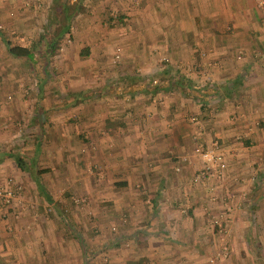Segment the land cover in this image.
I'll use <instances>...</instances> for the list:
<instances>
[{
    "label": "crops",
    "instance_id": "0c3cea01",
    "mask_svg": "<svg viewBox=\"0 0 264 264\" xmlns=\"http://www.w3.org/2000/svg\"><path fill=\"white\" fill-rule=\"evenodd\" d=\"M105 1L127 20L99 26L103 0H85L57 88L0 85V187H20L0 264H264L259 0ZM215 144L222 180L202 172Z\"/></svg>",
    "mask_w": 264,
    "mask_h": 264
},
{
    "label": "rangeland",
    "instance_id": "374dc122",
    "mask_svg": "<svg viewBox=\"0 0 264 264\" xmlns=\"http://www.w3.org/2000/svg\"><path fill=\"white\" fill-rule=\"evenodd\" d=\"M52 2H53L52 0H0V28L2 29L3 36L9 39L13 44H23V43L32 44L33 42L38 41L41 34L45 32L46 28H48L49 26L52 27L51 25ZM103 4H104V6H102L103 17L99 19L100 20L99 26L109 28L110 26H113L114 24L117 23L110 21L112 17H110V8H108L109 4L108 3L106 4L105 0H103ZM84 7L90 8L87 4L84 5ZM104 8H108V10L106 9L108 12L107 14ZM86 14L88 15V17H90L93 13L89 11L86 12ZM87 15L86 16L84 15V17L88 18ZM114 19L119 21L117 17ZM83 21L89 23V21L87 20H82V22ZM82 22L79 19H75L72 22V26L74 27V30L75 29L77 30L79 26L82 25L81 24ZM119 22H125V21L122 20ZM90 41L92 42V39H90ZM63 42H66L71 46V44L75 43L74 35L71 33L70 36L68 37L66 36L65 39L62 41V43ZM1 43L2 42L0 41V85L4 84L5 87L13 89L15 88L13 87V84H15L16 87H19L24 91V93L26 92V95H28L31 91L32 92L36 91L38 88L37 86L39 83V78H38L39 73L43 74L42 76H44L46 72H49V74L51 75L50 76L51 79L54 81V83H52L53 85L50 86L49 88L54 87L55 89L60 85L61 83L60 76L63 75L62 73L64 66L62 67L59 66V64L56 63V60L54 58H58V56H60L61 50H63L65 46L63 49H59L55 53L57 54L56 56L46 55V52H44L42 48L38 47L33 49L32 56L29 58L25 56L17 57L11 55L7 49H4ZM69 49H71V47H69ZM117 51L118 52L114 54V57H117L118 54L120 56V50L118 49ZM72 54H73V50L72 51L69 50L68 53L65 54V56L67 55L71 56ZM75 56L77 55L75 54ZM8 73L11 76L7 77ZM18 78L20 80H18ZM70 196H72L70 198V201L73 205H75V207L81 206L80 204H82V202L85 201L83 198L78 197L74 194H70ZM50 205L53 209L54 204H50ZM86 214L92 215L93 214L92 210L86 211ZM121 218L122 219H120L121 221L120 223H122V220H125L126 215L122 214ZM116 228L117 226L113 225L111 230L115 231ZM91 232H92L91 234L94 233L93 231ZM102 237L109 238L110 236H102ZM115 237L117 239L119 238L118 236H111V239H109L110 241L113 239L114 245H115V241H117ZM119 240L121 241V237ZM84 243L87 246H92L91 239L90 240L85 239ZM99 245L100 244H98V246ZM223 246H226L227 248V254L225 257H222L221 255L222 250L224 249ZM229 251H230L229 243L226 240H223L221 249L218 253H216L214 259L215 258L225 259L227 255H229ZM104 262L106 263L107 261L104 260Z\"/></svg>",
    "mask_w": 264,
    "mask_h": 264
},
{
    "label": "trees",
    "instance_id": "16d2710c",
    "mask_svg": "<svg viewBox=\"0 0 264 264\" xmlns=\"http://www.w3.org/2000/svg\"><path fill=\"white\" fill-rule=\"evenodd\" d=\"M52 27L46 28L39 40L30 45L12 44L10 40L4 39L7 50L14 56L31 57L35 48H42L46 55H54L61 46L65 37L71 35L72 19L80 11L84 10V0H52ZM122 21L121 16L118 17ZM2 35V34H1ZM87 48L81 50V55L86 54ZM20 164V161H18Z\"/></svg>",
    "mask_w": 264,
    "mask_h": 264
},
{
    "label": "built area",
    "instance_id": "2783aa9c",
    "mask_svg": "<svg viewBox=\"0 0 264 264\" xmlns=\"http://www.w3.org/2000/svg\"><path fill=\"white\" fill-rule=\"evenodd\" d=\"M259 5L261 8L263 17H264V0H259ZM119 14L120 13H118L117 10L110 8V17L118 18ZM122 20L126 21L127 18L123 17ZM263 147H264V144H263ZM199 151L204 160L203 161L204 166H203L202 172L204 173L205 171H207L210 175H214L215 178L222 180L223 174L227 167V163H226L223 152L218 149L217 144H215L212 147L200 148ZM261 162L264 164V158H262ZM179 168L180 167L178 166L177 169ZM19 191H20V187L18 185L14 186V185L9 184L4 187H0V207L2 208V207L11 206L14 201L20 202ZM210 199L216 200V195L214 194L211 195ZM221 230H224V228H222ZM223 248L224 249L222 250L221 255L222 257H225L227 254V248L226 246H223ZM213 260L214 259L211 258V261Z\"/></svg>",
    "mask_w": 264,
    "mask_h": 264
}]
</instances>
